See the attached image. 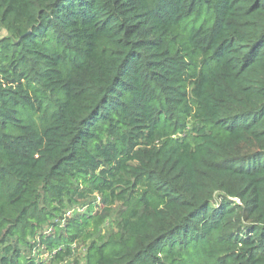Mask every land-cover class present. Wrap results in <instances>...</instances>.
I'll return each instance as SVG.
<instances>
[{"label":"trees","instance_id":"trees-1","mask_svg":"<svg viewBox=\"0 0 264 264\" xmlns=\"http://www.w3.org/2000/svg\"><path fill=\"white\" fill-rule=\"evenodd\" d=\"M0 31V264L116 204L85 264H264V0H0Z\"/></svg>","mask_w":264,"mask_h":264},{"label":"rangeland","instance_id":"rangeland-1","mask_svg":"<svg viewBox=\"0 0 264 264\" xmlns=\"http://www.w3.org/2000/svg\"><path fill=\"white\" fill-rule=\"evenodd\" d=\"M5 33L3 31H0V38L4 36ZM91 199V197H90ZM119 204H116L114 208H112V211L110 212L109 217L103 222V224L99 227L97 235H95L94 238L92 239H87L85 242L79 241L77 243H74L72 245L73 248V256L69 259H66L62 264H85V254H86V248L89 245L92 240H95V238H103L106 240L110 235L114 233H119ZM73 209H79L82 210L84 209L83 207L80 206V204L77 205V208H70L69 210H66L65 213L67 215L71 214ZM43 231H47L48 227L47 225L43 226L42 228ZM33 256L36 257L35 251H33ZM39 257L45 258L49 257V252L40 250V255Z\"/></svg>","mask_w":264,"mask_h":264}]
</instances>
